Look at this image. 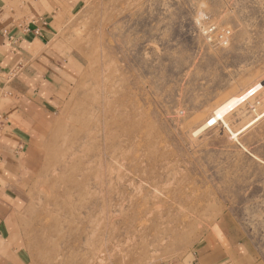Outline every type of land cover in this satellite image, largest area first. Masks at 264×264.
<instances>
[{
	"label": "rangeland",
	"instance_id": "obj_1",
	"mask_svg": "<svg viewBox=\"0 0 264 264\" xmlns=\"http://www.w3.org/2000/svg\"><path fill=\"white\" fill-rule=\"evenodd\" d=\"M84 2L17 202L27 263L168 264L220 221L264 263V117L246 128L264 113V0Z\"/></svg>",
	"mask_w": 264,
	"mask_h": 264
},
{
	"label": "crops",
	"instance_id": "obj_2",
	"mask_svg": "<svg viewBox=\"0 0 264 264\" xmlns=\"http://www.w3.org/2000/svg\"><path fill=\"white\" fill-rule=\"evenodd\" d=\"M85 0H0V264H28L18 204L37 129L59 95L57 36ZM168 264H264L236 224L220 221L189 258Z\"/></svg>",
	"mask_w": 264,
	"mask_h": 264
},
{
	"label": "bare ground",
	"instance_id": "obj_3",
	"mask_svg": "<svg viewBox=\"0 0 264 264\" xmlns=\"http://www.w3.org/2000/svg\"><path fill=\"white\" fill-rule=\"evenodd\" d=\"M262 88H263V85L260 83H257L254 86H251L250 88H248L246 91H244L240 95L233 96L230 99H228L226 102H224L219 107H217L213 117L207 121L204 127L215 126L219 122L224 123L227 116H229L232 112L237 110L242 104H245V102H247L251 97L259 94L258 92H260ZM262 117H264V113L259 115L256 119H254L246 128H248L255 122L259 121Z\"/></svg>",
	"mask_w": 264,
	"mask_h": 264
}]
</instances>
